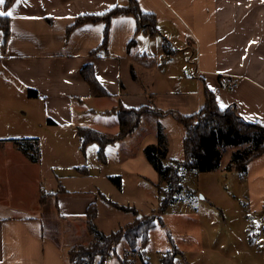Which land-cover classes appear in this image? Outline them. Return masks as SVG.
<instances>
[{
	"label": "crops",
	"instance_id": "crops-1",
	"mask_svg": "<svg viewBox=\"0 0 264 264\" xmlns=\"http://www.w3.org/2000/svg\"><path fill=\"white\" fill-rule=\"evenodd\" d=\"M137 1L145 13L156 16L157 27L165 21L175 26L174 45L183 52L180 62L194 65L192 77L188 66L177 71L176 55H165L162 46L152 55L140 52L159 29L154 37L138 31L134 16L112 18L103 49L104 22H87L69 32L78 16L102 14L129 0H13L6 9L0 5V11L12 12L9 36L2 42L0 84L8 87L10 97L27 104L25 109L0 106V264H73L70 249L92 240L85 222L91 202L98 204L96 227L110 234L126 224L129 213L102 195L126 205V182H131L150 198L153 189L161 196L156 184L165 187V181L144 149L157 144L159 121L169 136V158L184 161L186 129L173 112H198L207 102V90L221 109L232 106L245 120L264 126V0ZM191 54L195 64L186 60ZM84 68L93 71L108 95L92 94ZM226 78L237 82L233 91L224 87ZM30 90L38 96L30 97ZM119 106L154 107L163 115H145L134 134L105 147L101 161L98 143L82 150L79 129L117 134L120 123L113 110ZM28 139L39 140L37 161ZM111 177H120L121 188ZM244 177L250 202L254 197L262 201L264 153L251 161ZM133 203L147 215V201L141 203L143 209ZM102 208L107 218L101 223Z\"/></svg>",
	"mask_w": 264,
	"mask_h": 264
},
{
	"label": "trees",
	"instance_id": "trees-1",
	"mask_svg": "<svg viewBox=\"0 0 264 264\" xmlns=\"http://www.w3.org/2000/svg\"><path fill=\"white\" fill-rule=\"evenodd\" d=\"M12 2L13 0H6L4 8H8ZM119 15L134 16L137 20L138 31L147 30L153 37L158 33L156 16L145 13L137 0H129L127 5H117L102 14L78 16L69 32L87 22H104L106 25L104 41L99 49L106 48L111 20L114 16ZM0 30L3 32L2 42L4 45L9 36L8 16L0 17ZM133 45L134 40L131 41L129 47L131 48ZM82 74L89 83L92 94L108 95L98 84L91 69L84 68ZM133 75L136 77L134 72ZM207 94V102L198 112L192 115L173 112L176 119L186 129L184 161L169 158V136L159 121H157V144L148 145L144 149L147 160L165 181V187L156 184L161 195L158 210L148 215H141L135 206L120 205L102 195L104 201L124 212L132 213L134 219L118 230L105 234L94 223L98 215L97 201L91 202L87 208L85 222L92 240L88 244L77 245L70 249L69 259L73 264H105L108 250L111 248L112 253L117 254L116 247L122 239L127 241L131 250H138L143 259L151 230L158 221L162 223L161 215L177 200L176 194L183 189L181 168L186 172L195 171L199 174L214 173L221 167L224 150L228 147H234L235 150L232 152L225 170L246 173L251 161L264 153V126L245 120L232 106L221 109L214 93L207 90ZM29 95L30 97L38 96L37 92L33 90H30ZM113 112L117 114L120 123V130L117 134L108 135L88 128L79 129L82 136V150L84 151L89 143H98L100 145L98 156L101 161L105 160V147L134 134L141 126L145 115H152L157 119L163 115L160 110L149 106L140 108L119 106ZM27 142H29L28 147L34 152L32 159L37 161L40 157L39 140L28 139ZM27 150L28 148L25 149V151ZM111 180L118 188H121L120 177H111ZM177 254L176 248L163 254L160 258V264H175ZM120 262L121 264H131L128 256L120 259Z\"/></svg>",
	"mask_w": 264,
	"mask_h": 264
},
{
	"label": "rangeland",
	"instance_id": "rangeland-1",
	"mask_svg": "<svg viewBox=\"0 0 264 264\" xmlns=\"http://www.w3.org/2000/svg\"><path fill=\"white\" fill-rule=\"evenodd\" d=\"M158 29L156 38L147 37L146 49L140 48V52L152 55L162 46L165 55L177 57L174 61L180 66L172 72L188 66L187 76L192 77L191 68L194 65H183L180 62L184 58L183 52L174 45L177 36L175 26L165 21ZM2 40L3 32L0 30V57L4 54ZM170 68L171 65L164 71ZM1 88V109L3 106L25 109V100L10 97L6 85L0 84ZM234 150V147L224 150L221 167L214 173L199 174L181 168L183 189L176 194L177 200L161 215L162 223L158 221L151 230L143 259L138 250H131L127 241L122 239L116 247L117 254H113L112 249L108 250L107 257L111 256V264H120V259L125 256H128L131 264H160L161 256L175 248L178 250L175 264H264V199L261 201L254 197L250 202L244 173L225 170ZM95 156L96 149L93 153ZM153 190L151 199L131 182H126L124 201L131 206L138 201L142 209L141 203L147 201L149 208L144 207V210L147 215L151 214L158 210L161 201V196L158 197L156 190ZM116 212L120 220L121 214ZM132 217V213L126 215V223L133 220ZM106 218L107 214L102 208L99 222L106 221Z\"/></svg>",
	"mask_w": 264,
	"mask_h": 264
},
{
	"label": "built area",
	"instance_id": "built-area-1",
	"mask_svg": "<svg viewBox=\"0 0 264 264\" xmlns=\"http://www.w3.org/2000/svg\"><path fill=\"white\" fill-rule=\"evenodd\" d=\"M192 55H193V54H191L190 56H187V57H186V60H187L189 63L195 64V60L193 59V56H192ZM223 85H224V87H225L228 91H233V90L235 89L236 85H237V82H235V81L232 80V79L226 78V79H224V81H223ZM110 249H111V248H110ZM110 249H109V251H110ZM109 258H110V256L107 257V258L105 259V263L108 262V259H109Z\"/></svg>",
	"mask_w": 264,
	"mask_h": 264
},
{
	"label": "snow or ice",
	"instance_id": "snow-or-ice-1",
	"mask_svg": "<svg viewBox=\"0 0 264 264\" xmlns=\"http://www.w3.org/2000/svg\"><path fill=\"white\" fill-rule=\"evenodd\" d=\"M19 2H21V0H17V3H19ZM5 3H6V0H0V5H4ZM11 15H12L11 11H7V12L0 11V17H2V16H11Z\"/></svg>",
	"mask_w": 264,
	"mask_h": 264
}]
</instances>
